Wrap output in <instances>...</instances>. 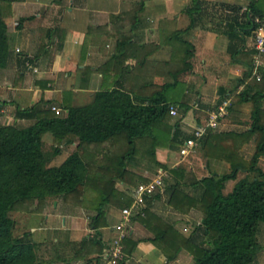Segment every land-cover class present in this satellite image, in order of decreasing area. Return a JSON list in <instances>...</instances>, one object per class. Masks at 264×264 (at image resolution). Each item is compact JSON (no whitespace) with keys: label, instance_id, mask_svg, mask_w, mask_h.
I'll use <instances>...</instances> for the list:
<instances>
[{"label":"crops","instance_id":"crops-1","mask_svg":"<svg viewBox=\"0 0 264 264\" xmlns=\"http://www.w3.org/2000/svg\"><path fill=\"white\" fill-rule=\"evenodd\" d=\"M252 1H258L264 11V0H13L5 6L11 53L7 66L0 69V116L5 121L13 117L23 122L26 118H21L19 108L37 102L85 106L95 92L106 88L121 86L146 94L147 85L155 91L171 85L173 100L186 104L188 110L184 113L176 105L179 113L172 115L169 124L173 125L177 146L172 150L163 144L157 146L155 167L166 172L181 168L198 178L214 172L230 173L228 148H223L225 157L220 158L206 157L199 148L197 155H182L180 150L194 128L206 123L224 99H230V114L213 133H235L229 141L237 160L250 162L256 153L257 134L250 140L247 137L256 104L250 98L259 91L264 94V56L261 79L253 74L247 78L255 44ZM178 86L181 92L176 98ZM245 91L249 101L240 98ZM258 104L264 122V95ZM69 139L75 137L69 136L64 143L70 144ZM71 144L74 151L78 142ZM65 153L67 157L71 152ZM198 165L203 168L201 174L196 170ZM258 166L264 171V156ZM146 169L141 172L129 168L150 179L152 175ZM134 186L120 180L116 183L121 193L130 190L127 199ZM168 199L165 189L150 198L133 219L125 241V260L120 264H180L186 256L191 257L183 248L169 259L176 246L156 238L170 225L168 238L178 234L188 237L195 229L186 235L181 232L189 230L190 224L185 222L197 214L196 208L180 211L168 204ZM64 205L61 212L47 207L42 213H29L41 217L47 225L46 229L42 223L28 228L35 239L36 234L47 238L55 235L42 247L48 255L46 264H98V244H82L88 229L79 214L83 208ZM115 208L106 205V223L98 228L91 225L92 236L96 234L103 249L111 234L109 227L120 219L123 207ZM56 243L59 259L53 253Z\"/></svg>","mask_w":264,"mask_h":264},{"label":"trees","instance_id":"trees-1","mask_svg":"<svg viewBox=\"0 0 264 264\" xmlns=\"http://www.w3.org/2000/svg\"><path fill=\"white\" fill-rule=\"evenodd\" d=\"M11 1L0 0V69L7 66L11 53L5 20V6H10ZM61 1L52 0L55 3ZM251 7V21L256 30L254 19L264 16V11L258 1H252ZM254 54L252 62L247 65V78L254 72ZM233 57L235 59V53ZM170 86L165 85L155 91L149 90L147 85L146 94L124 90L121 86L102 89L95 92L88 105L65 104L60 114L52 110L54 102H37L19 110L21 118L31 119V124L15 122L0 125V264L47 263L39 258L37 251L40 245L33 239L32 231L28 230L21 236L14 234L16 221L9 216L10 211L40 212L50 198H64L67 204H77L78 196L83 203L91 201V208L95 211L92 224L98 228L106 223V205L129 206L131 199H127L115 185L117 180L130 186L149 180L128 167V163L140 155V145L150 144L141 156L153 158L155 163L157 146L163 144L170 150L177 146L173 125L169 124L172 117L170 106L179 104L184 113L188 107L173 100L171 95L174 92L170 94ZM245 94L246 91L240 96L243 101L252 99L256 103L247 135L250 140L257 134L256 153L248 164L239 157L237 160L231 147L230 136L235 133H213L209 130L199 142V151L206 157L220 158L225 157L221 153L225 154L223 148H228L230 152L226 155L232 163L230 173L214 172L198 178L181 168L167 170L173 179L171 187L166 189L168 204L180 211L198 208L203 213L200 224L188 237L178 234L168 238L171 225L157 234V239L176 246L169 259L186 248L193 255L191 264H255L258 253L263 249L258 232L260 223L264 222V171L258 162L264 156V122L258 101L264 94L259 91L249 100ZM47 133L57 143L64 142L69 136L75 137L69 139L70 142H78L76 149L59 165H51L52 156L43 149ZM101 161L104 165L96 168L99 181L95 187L91 186L94 195L88 196L89 168ZM102 168L106 172L112 169L113 174L104 178ZM229 181L235 183L226 192ZM82 244L84 247L98 244L99 252L103 250L96 234ZM57 245L53 252L56 258Z\"/></svg>","mask_w":264,"mask_h":264},{"label":"built area","instance_id":"built-area-1","mask_svg":"<svg viewBox=\"0 0 264 264\" xmlns=\"http://www.w3.org/2000/svg\"><path fill=\"white\" fill-rule=\"evenodd\" d=\"M254 21L257 23L255 30V44L256 53L254 54L255 68L253 76L258 80L261 79L259 67L262 65V56L264 54V17H255ZM19 51L18 49H16ZM232 102L230 99H224L217 108L210 113L207 122L194 128L192 135L186 140L180 152L182 155L194 153L200 140L207 134L209 130H214L219 126L220 121L230 114ZM56 114L62 112V108L57 105L51 106ZM178 107L171 104L170 115H178ZM170 176L168 172L157 169L156 174L146 182H139L131 189V203L129 206L123 207L119 210L120 219L109 227L111 232L103 251L98 255V264H120L125 260V241L130 236L133 216L140 215L142 210L147 205V202L152 198L156 192L163 191L169 187L168 181Z\"/></svg>","mask_w":264,"mask_h":264},{"label":"rangeland","instance_id":"rangeland-1","mask_svg":"<svg viewBox=\"0 0 264 264\" xmlns=\"http://www.w3.org/2000/svg\"><path fill=\"white\" fill-rule=\"evenodd\" d=\"M178 92H177V97H179V93L181 92V88L178 86ZM22 109L21 107L19 108V110ZM179 119V116L176 117V119ZM16 121H14V118L11 117V118H8V120H4L1 116H0V125H5V124H13L15 123ZM19 123H22L24 125H29L31 124L32 122L26 118V121H23V122H19ZM44 143H43V149L46 153L50 154L52 156V161H51V165H59L66 157V153L65 152H72L73 150L71 148H74L75 145L71 144H68V142H61V143H57L54 141L53 139V136L50 134V133H47V135L44 137ZM118 146V144H117ZM115 146V147H117ZM150 146V144H146V145H140L139 147V152L138 156H136V159H134L133 161H131L130 163H128V167L130 169H140L139 171L143 172L146 168V171L151 174L152 176L156 174V171L157 169H159L158 167H155V163L153 162V158H150V157H142L141 155L147 150V148ZM65 148V149H64ZM68 149V150H67ZM115 149V148H114ZM194 155H197L196 152ZM246 162V161H245ZM249 161L246 162V164H248ZM102 164V165H101ZM101 165V167L104 165V162H100V163H93L90 168H89V174H90V178H89V189L88 192H86V194H88V196H92L94 195V192H92V189L93 187H95L98 183V176L99 174H96L97 173V166ZM196 170L200 172V174L202 173V166L201 165H198V167L196 168ZM101 171H103V174H104V178H107L109 177L110 175L113 174V171L112 169H108L107 172L104 171V168L101 169ZM197 171H196V174H197ZM199 175V174H198ZM239 176H242V173L239 174ZM118 182V180L116 181V183ZM235 181H229L227 183V187H226V192L230 191L234 185ZM168 184H169V181H168ZM91 186H93L91 188ZM116 186V185H115ZM116 189H118L116 187ZM119 192L120 189H118ZM130 191V190H129ZM129 191L127 193L125 192H122L124 193L127 197H128V194H129ZM77 204H71V205H75V206H78L79 208H83V212H80L79 214L81 215V217L86 220V224H87V232H86V238H91L92 236V233H91V225H92V220H93V216H94V213L95 211L93 210V208H91V201L90 203L88 202H85L83 203L82 200H80V198L77 196ZM91 198V197H90ZM89 198V199H90ZM88 199V200H89ZM129 199V198H128ZM131 199V198H130ZM66 200L64 198H50L48 199V202L46 203V207L43 209L45 210L47 207H49V210H52V209H55V210H58V211H63V207L65 206L64 204H66L65 202ZM52 205H53V208H52ZM63 205V206H62ZM59 206H62V208H59ZM120 206H116L115 209H119ZM77 208V209H79ZM43 210H41L40 212H38L37 210L36 211H10L8 214L10 217L14 218L15 221H16V226H15V229H14V234L16 236H21L23 233L27 232L28 228L30 227H37V225H41L42 224H45L44 222H42V218L41 217H38L37 215H29V213H32V212H37V213H42ZM196 213L197 214H194L192 216V218L190 219L191 221H184L185 223H189L190 225H188L189 227V230L188 231H185L184 229H182V234L184 233L185 235L186 234H189L190 232H192V230L194 228L197 227L198 225V222L200 221V218L203 216V213L201 212V209H196ZM45 219L48 217L47 215L44 216ZM119 220V219H118ZM63 223V219L61 221ZM60 222H58L59 224ZM192 223V224H191ZM49 225V224H48ZM45 229L47 228V225L45 224ZM90 230V231H89ZM195 230V229H194ZM31 231V230H30ZM33 233V232H32ZM183 234V235H184ZM36 236V239L34 238V235L32 236L33 239L37 242V244L40 245V248H39V251H37L38 255H39V258H41V260L45 261L47 258V252H45L44 248H42L43 246L42 245H45L46 244V241H49L50 240H53V237L55 235H52L50 237L47 238V235L45 236H37V234L35 235ZM258 239L260 241V243L262 244L263 246V249L261 250L260 253H258V257L256 259V262L255 264H264V222H261L260 223V226H259V232H258ZM179 241L181 240V238L178 239ZM190 255H191V252L189 251L188 252ZM193 261V255H191V257H185V259L180 263V264H186V263H189V262H192Z\"/></svg>","mask_w":264,"mask_h":264}]
</instances>
